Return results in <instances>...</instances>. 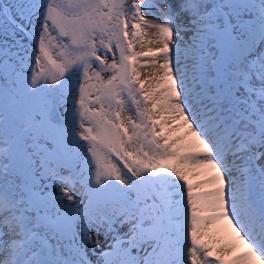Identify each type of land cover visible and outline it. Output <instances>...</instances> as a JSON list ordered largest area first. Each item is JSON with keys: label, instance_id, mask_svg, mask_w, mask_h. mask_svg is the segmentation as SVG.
<instances>
[{"label": "snow or ice", "instance_id": "snow-or-ice-1", "mask_svg": "<svg viewBox=\"0 0 264 264\" xmlns=\"http://www.w3.org/2000/svg\"><path fill=\"white\" fill-rule=\"evenodd\" d=\"M0 264H264V0H0Z\"/></svg>", "mask_w": 264, "mask_h": 264}, {"label": "rangeland", "instance_id": "rangeland-1", "mask_svg": "<svg viewBox=\"0 0 264 264\" xmlns=\"http://www.w3.org/2000/svg\"><path fill=\"white\" fill-rule=\"evenodd\" d=\"M150 31H155V30H150ZM148 39L155 40L156 37H155V36H146V37L144 38L145 46H144V48L142 49V50H144V51H147L148 48H155V47H157V45H155V44H151V45L147 44V40H148ZM137 50H141V49L138 47ZM57 194H58V193H57Z\"/></svg>", "mask_w": 264, "mask_h": 264}]
</instances>
